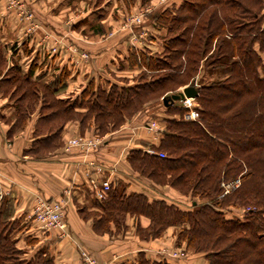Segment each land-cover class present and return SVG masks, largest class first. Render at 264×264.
Wrapping results in <instances>:
<instances>
[{
    "label": "trees",
    "instance_id": "trees-1",
    "mask_svg": "<svg viewBox=\"0 0 264 264\" xmlns=\"http://www.w3.org/2000/svg\"><path fill=\"white\" fill-rule=\"evenodd\" d=\"M143 19L138 25L148 20L154 30H162L159 51L141 49L127 57L129 65L143 68L132 77L90 79L67 96L64 68L32 78L31 66L23 72L14 62L5 69L0 48V91L16 108L8 134L36 113L25 154L44 157L62 145L68 122L101 137L145 111L143 124L153 119L163 127L157 143L149 146L165 156L133 148L125 160L139 177L168 187L186 204L150 200L128 190L127 182L110 179L104 197L94 199V211L83 218L91 217L95 233L110 234L111 226L114 233L123 232L126 217L133 216L141 240L158 238L173 227L176 245L184 244L205 264H264V0H167ZM222 69L228 71L225 77H202L195 86L193 117L177 100L164 104V96L193 82L201 71ZM151 104L158 111L149 114ZM237 179L239 185L222 194V183ZM141 217L146 226L140 225ZM18 227L11 202L3 199L0 264H54L46 248L25 256L16 245ZM137 258L139 264H174L150 262L142 254Z\"/></svg>",
    "mask_w": 264,
    "mask_h": 264
},
{
    "label": "crops",
    "instance_id": "crops-1",
    "mask_svg": "<svg viewBox=\"0 0 264 264\" xmlns=\"http://www.w3.org/2000/svg\"><path fill=\"white\" fill-rule=\"evenodd\" d=\"M151 2L0 0V48L6 60L5 69L14 62L23 72L31 66V77L35 78L41 72L57 74L64 68L68 71L64 80V96L78 93L90 79L101 82L132 77L141 66L129 65L126 59L131 52L161 49L162 30H154L148 20L141 25L132 24L136 30L145 31V37L134 45L129 42L130 28L124 27L129 15ZM26 10L33 11L32 19L26 18ZM82 54L88 55L87 58ZM219 72L223 76L227 71L222 69ZM198 79L194 80L195 86ZM15 112L13 99H8L0 91V202L6 199L13 206V216L19 221L15 232L16 245L24 250L26 257L38 248H46L54 264H83L81 250L99 261L110 260L113 264H139L136 259L141 254L150 262L167 259L174 264H205L199 256L181 254L185 250L184 244L176 245L173 227H167L158 238L141 240L135 233L133 216L126 217L123 232L114 233L111 226L110 234L95 233L91 217L83 218L85 212L95 209L92 204L95 198L87 185V166L84 163L93 156L99 163L113 166L110 179L127 182L128 190L143 192L150 200L165 198L172 201V196L177 197L168 187L153 186L139 177L125 160L130 149L144 150L157 143L154 134L142 126L143 112L125 122L121 131L118 129L102 135V143L94 152L84 154L76 148L65 152L60 146L44 157L25 154L34 137L36 113L21 128L8 134ZM91 132L86 129L82 133L76 123L68 122L62 138L64 141L65 138ZM36 196L65 201L64 220L68 236H59L56 229L45 231L37 227L32 219ZM147 222L146 218H140L141 226H146ZM175 251H180L181 255L172 256Z\"/></svg>",
    "mask_w": 264,
    "mask_h": 264
},
{
    "label": "built area",
    "instance_id": "built-area-1",
    "mask_svg": "<svg viewBox=\"0 0 264 264\" xmlns=\"http://www.w3.org/2000/svg\"><path fill=\"white\" fill-rule=\"evenodd\" d=\"M167 0H157L154 4L139 8L131 17L127 20V26L130 28L129 42L134 45L137 41H140L145 37V31L133 29L134 24H140L146 13L152 11L156 6L165 3ZM133 24V25H132ZM83 57L87 58L88 55L82 54ZM180 105L189 109L187 117L194 116V108L197 106L194 98L183 97L177 100ZM146 130L154 134V139L157 140L162 134L163 127L157 120H148L142 125ZM102 143V139L99 136L91 137H76L68 140L64 149L68 150L73 146H78L83 151L89 152L94 149L97 145ZM144 151L148 154H156L159 157H164L165 154L162 152L155 151L152 147L148 146L144 148ZM87 166L85 175L87 177V185L91 195L95 199H102L109 189L110 176L114 172L113 166H106L103 163L84 161ZM238 180L228 183H222L223 193H228L232 188L236 187ZM1 197V195H0ZM35 206L32 209V219L36 223L37 227L41 230L56 229L59 236H68L66 229L65 217V201L62 198L48 199L41 196H36ZM172 256H176L177 253H171ZM83 264H113V261H99L96 260L91 254L85 250L80 251Z\"/></svg>",
    "mask_w": 264,
    "mask_h": 264
},
{
    "label": "rangeland",
    "instance_id": "rangeland-1",
    "mask_svg": "<svg viewBox=\"0 0 264 264\" xmlns=\"http://www.w3.org/2000/svg\"><path fill=\"white\" fill-rule=\"evenodd\" d=\"M155 2H157V0H152V2L148 5V6H150V5H152V4H154ZM159 6V5H158ZM145 7H147V6H145ZM157 7V6H156ZM155 7V8H156ZM141 8V7H140ZM24 14H25V16H26V18H29V19H32L33 18V15H34V13H33V11L32 10H26L25 12H24ZM132 15H129L128 16V18L129 17H131ZM128 18H127V20H128ZM143 20V19H142ZM138 25V24H137ZM124 27H126L127 28V25H124ZM133 29L135 30V31H137L134 27H133ZM228 74V71L227 72H225L224 73V75L222 76L221 75V73L218 71V70H216V71H211L210 73L209 72H207V71H201V74L199 73L197 76H196V78H199L198 79V81H197V85L199 84V82H200V77L202 76V77H204V79H206L207 78V80H210V79H212V78H222V77H225L226 75ZM202 77H201V79H202ZM206 81V80H205ZM181 90V87L180 88H178L177 89V91L176 92H178V91H180ZM159 99H161V98H159ZM158 99V100H159ZM195 101V100H194ZM196 103V102H195ZM153 105V107H150V109H148L147 108V113H149V114H151L150 112H152V111H158V105H154V104H151L150 106H152ZM143 113L145 112V111H142ZM138 113H140V112H138ZM138 113H136V114H134L133 116H135V115H137ZM156 113V112H155ZM145 115V114H144ZM132 116V117H133ZM155 116H157V114L155 115ZM147 117H149V116H147ZM150 120V119H149ZM125 124V123H124ZM123 126L124 125H121L118 129L121 131L122 129H123ZM117 129V130H118ZM91 137V138H93V137H95L94 135H91V134H80V135H76V136H71V137H68V138H65L64 139V141H63V143H62V145H61V147L64 149V146L66 145V143L68 142V140H70V139H72V138H76V137ZM101 145V144H100ZM96 147H99L98 145L96 146ZM95 147V148H96ZM73 148H76V149H78V150H81V152H83L84 154L85 153H88V152H86V151H83L82 149H80L78 146H73V147H71L70 149H73ZM94 148V149H95ZM70 149H68V150H66V149H64V151L65 152H68V151H70ZM94 149H92V150H90L91 152H94ZM89 151V152H90ZM85 161H93V162H98V160L96 159V157H94L93 156V159H87V160H85ZM238 180V179H237ZM235 181V180H234ZM231 182H233V181H231ZM239 185V180H238V184H237V186ZM235 188V187H234ZM175 196H177V195H175ZM171 199H172V201H176L177 203H179V205L181 204V206H183V205H185L186 204V200H183L182 199V197H179V196H177V197H171ZM184 202H183V201ZM182 203H185V204H182ZM184 207V206H183ZM232 211H234V212H241L240 210H235V209H232ZM180 252V251H179ZM178 251H175V253H177V255L175 256V257H179L181 254L182 255H184V256H192V255H194V254H191L190 252H187L186 250H183L182 251V253L180 254ZM180 254V255H179ZM200 258H202V257H200ZM138 259V258H137ZM137 259H136V261H137ZM97 260V259H96Z\"/></svg>",
    "mask_w": 264,
    "mask_h": 264
},
{
    "label": "water",
    "instance_id": "water-1",
    "mask_svg": "<svg viewBox=\"0 0 264 264\" xmlns=\"http://www.w3.org/2000/svg\"><path fill=\"white\" fill-rule=\"evenodd\" d=\"M196 96H197V89L194 86V82H191L190 84H188V86L186 85L185 87H183L181 91L172 93L169 96H164L162 100L164 104H166L168 102H173L174 100L177 99H182L183 97L195 98Z\"/></svg>",
    "mask_w": 264,
    "mask_h": 264
}]
</instances>
